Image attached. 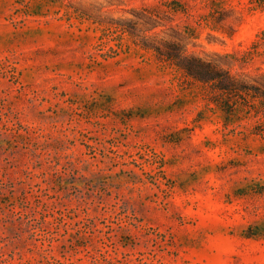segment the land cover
Wrapping results in <instances>:
<instances>
[{
    "label": "rangeland",
    "instance_id": "1",
    "mask_svg": "<svg viewBox=\"0 0 264 264\" xmlns=\"http://www.w3.org/2000/svg\"><path fill=\"white\" fill-rule=\"evenodd\" d=\"M164 43L264 95V0H0V264H264V97Z\"/></svg>",
    "mask_w": 264,
    "mask_h": 264
},
{
    "label": "trees",
    "instance_id": "2",
    "mask_svg": "<svg viewBox=\"0 0 264 264\" xmlns=\"http://www.w3.org/2000/svg\"><path fill=\"white\" fill-rule=\"evenodd\" d=\"M149 15L157 16L160 14V10L157 11H145ZM165 12V11H164ZM164 46H168V49H161L160 47L143 45L144 49L152 50L159 59L172 65L180 71L184 76L193 79L201 84H210L211 88L216 95L214 102L216 105L220 102V97H227L232 94L240 93L243 90H247L250 93L252 99H263L264 95L258 92V87L251 85L250 87H242V83L229 73L227 70L221 69L219 66L213 65L201 58L195 56L183 55V50L176 47L172 43H164ZM236 105L231 102L225 103V105Z\"/></svg>",
    "mask_w": 264,
    "mask_h": 264
}]
</instances>
